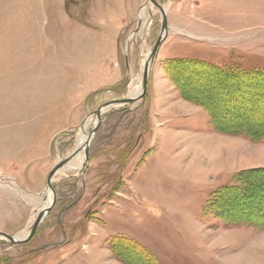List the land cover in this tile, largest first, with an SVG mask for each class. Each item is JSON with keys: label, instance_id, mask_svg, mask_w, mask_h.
Returning <instances> with one entry per match:
<instances>
[{"label": "rangeland", "instance_id": "374dc122", "mask_svg": "<svg viewBox=\"0 0 264 264\" xmlns=\"http://www.w3.org/2000/svg\"><path fill=\"white\" fill-rule=\"evenodd\" d=\"M156 1L168 32L139 96L163 27L150 0H0V232L29 233L51 203L50 172L78 150L35 233L0 238V264H264V218L239 198L264 189V110L238 114L264 91L173 60L256 70L264 88V0ZM223 136L237 150L213 164Z\"/></svg>", "mask_w": 264, "mask_h": 264}, {"label": "trees", "instance_id": "16d2710c", "mask_svg": "<svg viewBox=\"0 0 264 264\" xmlns=\"http://www.w3.org/2000/svg\"><path fill=\"white\" fill-rule=\"evenodd\" d=\"M173 60L175 61V62H182V61H189V64L190 65H193V66H197V68H199V69H201V68H205L206 70L207 69H210V70H212L211 72H214L213 74H215V75H217L216 73H218V75H217V80H218V82H219V80H225V76H224V74H228V73H233V72H235L234 73V75L233 76H235V78H229V76H228V78H227V82L228 83H233V84H235V86L237 85V87H243L242 86V84L243 83H245L246 81H243L245 78H248V77H250L251 79H249L250 80V83H247L249 86H247V90L248 91H250V92H254V90H258V89H264V88H261L260 86H259V84H258V82L257 81H255V79H253L252 77H254L255 76V71L256 70H254V72H253V70L252 71H248V70H242V68H236L235 66H233V65H231V66H228V65H226V66H219V65H216V64H214L213 62H209V61H202V60H198V59H194V58H173ZM197 68H194V70L196 69V71L197 72H199V70L197 69ZM261 70H259V72H260ZM216 72V73H215ZM219 75H222V76H219ZM254 75V76H253ZM260 79H259V82L261 83L260 85H262V86H264V75L263 74H260ZM204 78H207V79H209V78H213L214 79V76H209V75H207V77H204ZM216 78V77H215ZM205 80V79H204ZM215 80V79H214ZM248 80V81H249ZM263 83V84H262ZM255 85H257V86H255ZM223 86V89L220 91V95H224V94H226V92L224 93V90H226L227 88H225L226 86H224V84L222 85ZM228 87V86H227ZM236 88V87H235ZM237 89H241V88H237ZM243 89V88H242ZM264 91V90H263ZM240 92H242V91H240ZM259 95L260 97H258V99L260 100L259 102H258V99L257 100H252V103L251 104H253V102H255V104H254V107L252 108L249 104H247L246 103V101H244V99H240L241 101H238V103H240L241 104V109H239L240 111H238V114H240V118H242L241 116H243V117H245V118H247V117H250L252 114H251V112L252 111H259L258 110V108H261L262 110L264 109V93L263 94H259V92H254L253 94H252V98L255 96V95ZM204 95H206L205 93H204ZM244 95V94H243ZM202 97H204V98H206L205 96H202ZM239 97V96H238ZM243 96H241V98H242ZM195 98H197V97H195ZM224 98V97H223ZM199 100H200V98H199ZM201 100H203V98L201 99ZM238 100V99H237ZM242 101H243V103H242ZM204 102H205V100H204ZM237 101H233V103H232V106H228V107H232V108H236L237 107V103H236ZM234 104V105H233ZM239 107V106H238ZM209 110H210V113H211V111L212 112H214V110H211L210 108H208ZM225 109L227 110V107L225 106ZM252 110V111H251ZM229 113V112H228ZM257 114H255V118H258V116H256ZM239 116V115H238ZM247 116V117H246ZM226 118H229L230 119V117L229 116H226ZM260 118H262V117H260ZM264 118V117H263ZM234 119V118H233ZM232 119V120H233ZM227 122V125L228 124H231V123H233L234 122V120H233V122L231 121V120H229V122H228V120H226ZM221 130H223L224 132H226V131H229V132H232L233 134H243L242 133V131H241V129H234V128H226V129H221ZM256 133H258L257 135L259 136V139H264V132L263 131H259L258 130V128L256 129ZM256 133H255V137H254V135L252 134V133H246L248 136H252L253 138H255V139H257V135H256ZM257 172V171H256ZM260 172V171H259ZM252 173V172H251ZM261 173V172H260ZM263 173V172H262ZM243 177L244 176H240V179L239 180H242L243 181ZM262 177H263V179H264V174H262ZM252 181V180H251ZM255 183V185L254 184H249L250 186H254L255 188H253L254 189V192H252V189L251 188H248L247 190L245 189H243V190H241V193H239V198H240V201H241V204H243V202H244V200L246 199V196L248 197V198H252L253 200H254V204L253 205H251V210H253V211H255L257 214H259L261 217H263L264 218V197H262L261 195H264V193H261L264 189L262 188V187H258V185H256V181L254 182ZM237 185H239V184H237ZM232 187H234L233 185H232ZM237 188H239V186H237ZM251 189V190H250ZM248 194H249V196H248ZM262 197V198H261ZM252 200V201H253ZM264 224V223H263ZM112 238V240H117L118 242H120V244L121 245H124V244H126V245H132V246H134V247H140L141 249H143V251L144 252H147V254L149 255V253H151L143 244H141L140 242L138 243H135L134 241H131L130 239H127V238H124V236H120V235H116V236H113V237H111ZM139 249V248H138ZM140 250V249H139ZM142 251V250H141ZM152 254V253H151Z\"/></svg>", "mask_w": 264, "mask_h": 264}, {"label": "water", "instance_id": "95a60500", "mask_svg": "<svg viewBox=\"0 0 264 264\" xmlns=\"http://www.w3.org/2000/svg\"><path fill=\"white\" fill-rule=\"evenodd\" d=\"M153 4H155L159 9L160 11L162 12V17H163V27H162V35L160 36V38L157 40L153 50L151 51L150 53V58H149V61L146 63V66H145V70H144V75H143V83H142V95L145 94L146 92V89H147V82H148V78H149V74H150V68L153 64V61L155 59V56H156V53L158 51V49H160V46H161V43L163 42V40L165 39L166 35H167V18H166V12L164 10V8L160 5V3H158L156 0H150ZM139 97V96H138ZM138 97H135V98H130V97H127V98H123V99H118V100H113V101H110V102H107L103 105H101L96 111V115L98 117V120H100V116L102 114L103 111L111 108V107H114L116 105H126V104H129L131 102H133L134 100H136ZM89 143V142H88ZM77 148H75L72 152V154L70 155L69 158L67 159H64V160H61L54 168L53 170L50 172L49 176H48V179H47V187L48 189H50L52 191V196H53V200H52V203L50 206H48L42 213L41 215H39L35 221L33 222V224L30 226V234L28 237L26 238H23V239H17L16 236H11L9 234H6L4 232H0V238L4 237L6 239H8L11 243L13 244H19V243H23L25 242L26 240H28V238H30L36 231V229L38 228V226L40 225V222L42 221V219H44V216L46 214L49 213V211L52 209V207L54 206L55 204V200H56V196H55V192L53 190V185H52V181H53V177L56 175V173H58V171L64 167L65 164H67L69 162V160L71 159V157H73L76 153H77ZM85 153H86V156L88 157V144L87 146L85 147Z\"/></svg>", "mask_w": 264, "mask_h": 264}, {"label": "bare ground", "instance_id": "6f19581e", "mask_svg": "<svg viewBox=\"0 0 264 264\" xmlns=\"http://www.w3.org/2000/svg\"><path fill=\"white\" fill-rule=\"evenodd\" d=\"M142 17H145V16H143L142 15ZM150 58V57H149ZM149 61V60H148ZM175 62V61H174ZM187 63V62H186ZM261 84V83H260ZM263 84V83H262ZM256 86V85H255ZM227 90V89H226ZM264 90V89H263ZM140 91L139 90H137V89H134V90H131V92H130V97L131 98H135V97H138V96H135L136 94H138ZM142 94V92L140 93V95ZM139 95V96H140ZM231 97V96H230ZM259 100V99H258ZM191 101V100H190ZM234 109V108H233ZM264 110V109H263ZM106 111V110H105ZM105 111H103L102 113H104ZM252 111V110H251ZM240 117V116H239ZM233 122V121H232ZM222 129V128H221ZM230 133H232V132H230ZM221 138H223V141H224V136L223 137H221ZM89 139H90V136L86 139V143H85V147L87 146V144H88V142H89ZM231 144H235L234 142H230ZM236 145V144H235ZM228 147V148H226L227 150H229V151H232V153H233V151L234 150H237V147H233V145H227V146H225V141H224V143H223V145H222V147L220 148V147H218L216 150H214V152H213V155H212V157H213V159H212V163L214 164V161L217 159H219L220 158V156L221 155H223V148L224 147ZM232 148V149H231ZM260 149H262V150H264V146L263 147H260ZM226 150V151H227ZM228 153H231V152H228ZM261 161V160H260ZM263 161V160H262ZM83 162V159H81L77 164L78 165H80L81 163ZM67 165H69V164H65L64 165V167L63 168H61L58 172H61V171H63V170H66V169H70V170H77L76 168H73V167H71V166H67ZM50 192H51V190L50 189H48ZM51 194H52V192H51ZM52 200H53V196H52ZM52 200H51V203H52ZM51 203L49 204V206L51 205ZM244 206V205H243ZM46 217V215L44 216V218ZM28 231H25V232H23V233H21L18 237H23V236H25L26 235V233H27ZM29 234H30V231H29V233L25 236V237H23V238H26V237H28L29 236ZM22 238V239H23ZM13 244V243H12ZM261 245H264V243L263 244H261ZM254 249V248H253ZM253 249L249 252L250 253V255L249 256H253ZM255 250H257V251H260L261 249H260V246H259V248L258 249H255ZM253 258V257H252ZM247 259H248V256H247Z\"/></svg>", "mask_w": 264, "mask_h": 264}, {"label": "crops", "instance_id": "0c3cea01", "mask_svg": "<svg viewBox=\"0 0 264 264\" xmlns=\"http://www.w3.org/2000/svg\"><path fill=\"white\" fill-rule=\"evenodd\" d=\"M60 233H61L62 238H63L64 235H63V229H62V228H61V232H60ZM62 238H61V239H62Z\"/></svg>", "mask_w": 264, "mask_h": 264}]
</instances>
